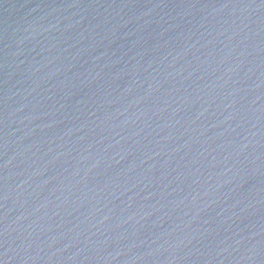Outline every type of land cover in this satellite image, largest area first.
Here are the masks:
<instances>
[{"label":"water","instance_id":"1","mask_svg":"<svg viewBox=\"0 0 264 264\" xmlns=\"http://www.w3.org/2000/svg\"><path fill=\"white\" fill-rule=\"evenodd\" d=\"M0 264H264V0H0Z\"/></svg>","mask_w":264,"mask_h":264}]
</instances>
